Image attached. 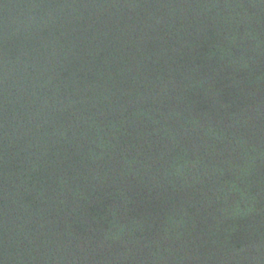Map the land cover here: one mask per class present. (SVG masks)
<instances>
[{
	"label": "water",
	"instance_id": "95a60500",
	"mask_svg": "<svg viewBox=\"0 0 264 264\" xmlns=\"http://www.w3.org/2000/svg\"><path fill=\"white\" fill-rule=\"evenodd\" d=\"M0 264H264V0H0Z\"/></svg>",
	"mask_w": 264,
	"mask_h": 264
}]
</instances>
